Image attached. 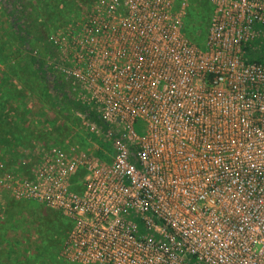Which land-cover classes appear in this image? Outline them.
<instances>
[{"label": "built area", "instance_id": "obj_1", "mask_svg": "<svg viewBox=\"0 0 264 264\" xmlns=\"http://www.w3.org/2000/svg\"><path fill=\"white\" fill-rule=\"evenodd\" d=\"M208 1L201 41L188 0H94L58 43L111 153L29 144L0 194L69 221L68 264H264V0Z\"/></svg>", "mask_w": 264, "mask_h": 264}, {"label": "rangeland", "instance_id": "obj_2", "mask_svg": "<svg viewBox=\"0 0 264 264\" xmlns=\"http://www.w3.org/2000/svg\"><path fill=\"white\" fill-rule=\"evenodd\" d=\"M25 1L39 24V32L28 42L29 53L45 63L48 81H65L64 90L74 98V104L67 105L57 90L41 82L28 61V52L10 29L8 9L0 10V117L4 126L0 172L23 166L22 148L29 143H74L89 154L103 157L111 152V142L101 131H91L87 124L91 120L86 122L76 112L77 86L61 70L58 44L75 39L77 21L94 0ZM211 8L208 0H188L184 34L188 35L186 25L193 26L188 13L194 12L197 29L191 35L201 41L207 33ZM50 210L39 203L14 201L0 194V264H68L60 249L70 224H64L57 212L54 215L59 224L55 223L54 216H47ZM45 247L50 248L49 255L44 254Z\"/></svg>", "mask_w": 264, "mask_h": 264}, {"label": "trees", "instance_id": "obj_3", "mask_svg": "<svg viewBox=\"0 0 264 264\" xmlns=\"http://www.w3.org/2000/svg\"><path fill=\"white\" fill-rule=\"evenodd\" d=\"M3 8L8 9L7 19L9 20V22L11 24L10 29L14 33V35L16 37V41L18 42V44L21 45L22 48L28 52V56H27L28 61H29L30 65L32 66L34 72L37 73L41 82L44 84H47V85L49 84L50 86H52V88L57 90L59 92L60 96H62L65 99L67 105L74 104V98H71L70 95L68 93H66L64 90V87L66 85L65 81H63L62 79H58V78H56V80L48 81L49 75H48V72L45 68V63L43 61L39 60L38 57H35L33 54L29 53L31 48H30V45L28 44V42L30 40H32V35L39 32L38 31L39 24L37 23L38 22L37 18H34L32 15L33 11L29 10L28 3H26L25 0H0V10H3ZM188 14L191 17L193 26H190V28H187V25H186V27L184 28V31L187 32L188 35H190L189 37L191 39L196 40V38H194L193 35H191V33L196 32L194 30L197 29L198 19H197L196 14L194 12L190 11V13H188ZM187 18H186V21H187ZM76 107H78V109H76V112L85 115L87 120H91V121L95 122L98 127H100L102 130L104 129V124L99 120L98 115H96L93 111H90L87 107H84L78 101L76 103ZM0 114H1V112H0ZM3 128H4V126L2 124L1 117H0V136L2 135V129ZM136 128L140 132V129H139L140 123L139 122L136 123ZM29 144H32V143H29ZM28 145H26V146H28ZM95 156H101V155H100V153H98ZM56 212L57 211L50 210V214H48L47 216H54V222L59 224V220L55 219L54 214ZM57 213L65 221L64 224L69 223V221L65 217H63L61 213H59V212H57ZM43 252H44V254L49 255L50 248L45 247L43 249Z\"/></svg>", "mask_w": 264, "mask_h": 264}, {"label": "crops", "instance_id": "obj_4", "mask_svg": "<svg viewBox=\"0 0 264 264\" xmlns=\"http://www.w3.org/2000/svg\"><path fill=\"white\" fill-rule=\"evenodd\" d=\"M111 153V152H110ZM110 153H106V154H110ZM107 155H104L103 157H106Z\"/></svg>", "mask_w": 264, "mask_h": 264}]
</instances>
